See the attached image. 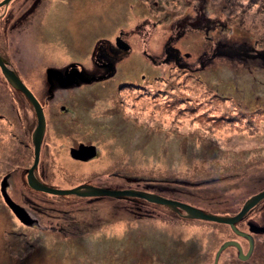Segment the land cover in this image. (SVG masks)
<instances>
[{
    "label": "rangeland",
    "instance_id": "obj_1",
    "mask_svg": "<svg viewBox=\"0 0 264 264\" xmlns=\"http://www.w3.org/2000/svg\"><path fill=\"white\" fill-rule=\"evenodd\" d=\"M24 1L12 0L0 12L17 9ZM40 7L43 12L50 8L46 26L66 31L67 41L60 36L57 39L67 50L55 48L52 55L90 65L88 54L100 38L108 40L123 31L130 35L131 44V51L122 55L112 76L90 85L58 89L48 101L44 69L57 64L37 57L38 48L41 53L49 50L36 41L33 31L38 30L30 25L7 37L10 43L2 50L9 56V67L43 103L46 127L40 153L47 163L46 184L61 188L80 184L111 189L163 188L173 192L167 194L177 193L193 206L217 215L238 212L250 196L264 188V111L260 106L264 102L255 99L259 95L264 99L260 80L264 71L259 66L264 62L259 56L264 51V0H45ZM178 19L210 20L204 21L207 33L188 29L176 42L183 63L192 64L201 52L206 53L201 60H207L216 43L246 50L252 54V62L211 58L200 82L195 80V64L192 68L188 64L185 71L172 68L171 63L164 65L163 43L174 34L169 25L174 26ZM145 53L151 54L156 64ZM245 65H252L255 79L244 70ZM206 76L209 79L205 80ZM227 77L229 89L233 88L227 90L228 96L235 103L237 99L248 102L247 106L213 100L211 92L204 90L223 91ZM61 105L66 113L60 114ZM0 114V163L1 158L6 160L0 165L1 182L5 172L32 164L31 135L36 125L34 109L1 72ZM79 142L94 144L96 155L82 162L73 159L69 148ZM20 185L21 176L14 173L7 192L16 202ZM77 197L51 194L47 199ZM115 200L102 196L85 209L89 215L95 210L106 217L105 240L90 234L60 239L55 262H51L89 264L91 256L105 255L106 264H147L158 253L171 255L173 246L185 249V254L191 242L192 251L182 261L212 264L227 238L240 239L223 223L185 216L187 220L179 224L171 217L173 212L164 218L167 223L157 218L140 219L134 216L139 215L136 212L145 214L153 207L134 198L132 207L123 208L117 206L123 203ZM262 203L251 208L237 226L248 231L249 223H264ZM2 207L0 215L10 219L6 224L0 216V246L3 229L17 231L18 226L14 215ZM10 237L13 242L15 236ZM227 250L218 264H226ZM39 252H33L25 264H49ZM0 264H7L2 253Z\"/></svg>",
    "mask_w": 264,
    "mask_h": 264
},
{
    "label": "flooded vegetation",
    "instance_id": "obj_2",
    "mask_svg": "<svg viewBox=\"0 0 264 264\" xmlns=\"http://www.w3.org/2000/svg\"><path fill=\"white\" fill-rule=\"evenodd\" d=\"M11 1L12 0H10L9 3ZM44 2L45 0H25L21 4V6L18 7L17 9H4L2 12H0V34L3 36L2 38L0 37V55L5 59L6 63L9 64L10 59L8 54L6 55L2 49L3 47H8L7 44L10 43L7 38L10 36L9 34L13 31L23 32L24 30H26L28 26L33 25L32 28L38 30V31L36 30L33 31V33L36 34L38 37L36 41L39 44L42 43L43 45L47 46L50 50V52L48 50L45 53H41L40 49L38 48L37 57L41 58V60L44 63L57 64V65L47 66L44 69L46 81H47L46 69L48 67L53 69L54 72L53 77H56L57 79H64L63 81H70L69 84L71 87H67L65 90L78 87L79 85H90L112 76L116 69V65L121 59L122 55L124 56L125 53L131 51V44L130 41L128 40V37L130 35L126 34V32L124 33L123 31H117L111 39L106 40V38H100L98 43L92 46L88 54L87 63H89L90 65L84 64L83 61L81 62L79 60H70L71 58L65 57L63 55H52L53 50L55 48H61V49L64 48L65 50H67L65 45L62 42L58 41L57 36H60V38L63 39L64 41H67V37L65 30L61 28L56 29V27L52 29L45 25V20L47 17H49L48 12L50 8L46 7V10H44L45 12H43L40 6ZM50 36H51V40H49ZM120 40H122L123 42H121ZM50 41L58 42V44L55 43L52 44ZM126 46L127 48H125ZM48 58H50L51 60H48ZM84 79L87 80V82H85ZM47 83L49 85H52V80L51 82L47 81ZM56 90L58 89L56 88ZM56 90L54 89L53 92L49 93V95L51 96L50 100L54 99ZM47 91H50L48 90V87H47ZM65 111L67 112L66 107L64 105H61L60 114L66 113ZM85 144H89V143H85ZM71 147H75V146H71ZM77 161L82 162L87 160H77ZM152 193H156L167 198L179 200L174 197H168L167 195H162L157 191H154ZM260 201H263L262 210L264 211V197ZM28 202L30 204L33 203L32 201H28ZM83 202L86 203V200ZM83 202L76 200H69V202L67 201V203H71V205L73 206H78L79 207L78 210L85 212L86 209L85 204H81ZM153 204H157V203H153ZM20 205L23 206L22 204ZM45 207H50L52 213L49 215H40V214L31 215L28 213L29 223H22L15 217L18 220V226L16 227L17 232L15 233L18 236L22 237L21 240L24 241L23 244H25V245H22V243L19 244V246H21L19 250L22 249L24 250L26 248L31 247L29 250L25 251L24 253L20 251L18 257H15L16 254H11L10 252L11 250L8 249L9 244L5 242L3 237L4 231L7 228L3 229L1 233V237L3 241L0 246V253L3 254L5 259H7V264H25V262L28 261V259L30 258L31 254L38 250L40 251L39 253L42 254L41 256L47 258L49 264H53L51 262V259L53 260V262H55L54 261L55 253L56 254L58 253V249L56 247L58 240L70 239L72 237H83L87 232V229L90 228V225L98 221V217L73 216L71 215L72 208L70 206L66 204L58 205L57 201H53V203L52 204L50 203L49 206H47L46 204ZM158 207L161 208V206ZM158 207H156L157 211L159 209ZM152 210H154V208H152ZM0 213L2 212L0 211ZM0 216H2L1 218H3V220L5 219V221L7 219H10L8 216L5 215H0ZM258 227L264 228V223H262ZM248 228L250 229V226ZM243 232H245L246 234L239 235L238 233L233 231L234 235L236 237H239L240 239H237L233 236L231 238H227V240H233L237 242L244 255H246L247 252L249 251L250 245H251V251L249 252L248 256L245 259H241L238 256L237 246L233 244L228 245L226 247V249L228 248L229 250V251L227 250L226 264H264V230H259V231L249 230ZM27 245L29 247H26ZM10 246L12 251H16L18 248V247L15 248V244L13 242L10 243ZM57 262L60 263L59 261ZM178 264H182V263L178 262Z\"/></svg>",
    "mask_w": 264,
    "mask_h": 264
},
{
    "label": "trees",
    "instance_id": "obj_3",
    "mask_svg": "<svg viewBox=\"0 0 264 264\" xmlns=\"http://www.w3.org/2000/svg\"><path fill=\"white\" fill-rule=\"evenodd\" d=\"M204 21L205 22H210V20H204ZM204 21H203V23H200L197 19H193V20L188 19V22H186V20H180V19H178L177 21H175L173 23L174 26L172 25V23L169 25V28L171 29V31H174V34L168 35L167 38L165 39L164 43H163V49H162V51H163L162 52L163 53L162 54L163 55V59L161 61H162V63L164 65H168V63H171L172 64L171 67L174 68V69L175 68H178L179 70H183V71H185L187 69V65L190 64V63H188V62H184L183 63L184 56L180 54V49L177 47L176 42L185 35V32L188 31V29L194 30L196 32L205 31L206 30V25H205L206 23ZM205 32L207 33V31H205ZM233 46H235V47H233ZM241 48H243V46H241ZM259 53H260L259 54L260 58L263 60V58H264V51H260ZM208 54H210V55H209V57H208L207 60L206 59L201 60L202 57H203V55H206L205 52H201L192 61V64L193 65L195 64V67L193 68V72L195 73V80H197V82H200L201 81V79H202L201 73L204 72V74H205V68L210 65L209 63L211 61H209V59H211V58H213V59H216V57L227 58V60H229V61H231V60L232 61H236V63H239V64H243L244 62L251 63L252 60H253V58L250 57L252 55L251 53L247 52L244 49L239 50V49H237L236 45L227 44V43H219V44L216 43V44H214L213 47L211 48V50L208 52ZM146 56H147V58L152 63H155L156 64L157 61H155V58H153V56L151 54H148V55L146 54ZM206 62H208V63H206ZM192 64H190L191 68L193 66ZM259 64H260L259 65L260 66V69H262L264 71V62L262 61ZM7 65L9 66V64H7ZM252 65H245L244 66V68H245L244 70H246L250 74H253V77L252 78L255 79L254 72H253L254 70L252 69ZM255 68L256 67H254V69ZM197 73H198V75H197ZM207 78L209 79L208 76H206V78H204V79L207 80ZM227 79L229 80V77H227L225 79V85H224L223 91H219L217 93L213 89H204V90L205 91H208V92H211L210 93V98L212 96H214L213 100L214 99H222V101L230 102L231 105L235 104V105H239V107H241V105L247 106L248 105V102L243 101V100L242 101H239L237 99V103H235V102L232 101L231 97L228 96L227 90L229 92H231L233 88L232 89H229V87H228L229 86V83H228ZM260 80L262 81L261 84H263V86L261 88H264V78H263L262 75H260ZM69 83H70V81H62V80L57 79L56 77H53L52 78V85H49L47 83V81H45L46 91H44V94H45V97L47 98V100L48 101L50 100V97L51 96L49 95V93L53 92L54 89L56 90V88H57V89H63V90H65L67 87H71ZM235 85L238 86L237 84H235ZM235 85H233V87ZM47 87H48V90H50V91H47ZM240 91H242V94H243V89L240 88ZM18 93L26 99L29 107H31L32 105L27 100V98L25 97V95L21 91H19V90H18ZM256 98H258L259 100H262L264 102V99L261 97V95L256 96L255 99ZM39 102H40V104H41V106L43 108V103L40 100H39ZM258 102L259 101H256V103H254V105H257ZM260 106H262L261 109H262V111H264V103H261ZM43 112H44V109H43ZM23 113H24V111H22V114ZM44 116H45V114H44ZM2 117H3V115L0 114V119ZM35 118H36V116H35ZM45 127H46V120H45ZM31 143H32V139H31ZM89 144H91V143H89ZM41 145H42V143H41ZM28 146H29V144H28ZM32 148H33V144H32ZM4 162H6V160L1 158L0 165H2ZM46 164L47 163L44 161L43 156H41V153H40L39 162H38L37 168L34 171V173L44 183H45V181H44V173L47 170ZM27 169H28L27 166H23V168L21 166H17L15 169H12L13 171L10 170V171L5 172L3 174V177L4 176L6 177L7 182H8L7 188H9L11 186V178H13V174L14 173H17V174H19L21 176V181H22V184L23 185H20L18 187L19 188V190H18L19 191L18 192L19 199H18L17 203L22 204L23 206H25L26 208L25 207L24 208H25L26 211H28L29 214H31V215H35V214H37V215L38 214H40V215H49V214H51L52 213L51 208L50 207H45V206H46V204H47V206H49L50 203L51 204L53 203V201H57L58 202V205L66 204V205H68V206H70L72 208L71 215H73V216H92V217L101 216L100 220H98L95 223H93V224L90 225V228L87 229V232L85 234L86 235L87 234H90L92 236H101L105 240V238H106V232L104 231V227H105V224H106V217H104L101 214H98L97 211H95V210H94V212H92L91 215H89L87 212H86L87 213L86 214L85 212H82V211L78 210L79 209L78 206H73V205H71V203H67V201L69 202V199L68 200H64L62 198L47 199V196H49V195L51 196V194L34 190V189H32V188H30L28 186L27 181H26V171H27ZM100 173L101 174H105V171H101ZM108 174H111V173H108ZM126 188H129V187H126ZM143 190H145V191H152V192L157 191V192L161 193L162 195H167L168 197H174V198H177V199H179V200H181L183 202H186V203H189L191 205H194V204L188 202L187 200H184L183 198L179 197L177 193H176V196L175 195H172L173 192H170V191H168L166 189H163V188H152V187L148 188L147 187V188H143ZM168 192H170L172 194H167ZM0 195H1V193H0ZM101 197L102 196H97V197H77V199H73V200L82 201V202L86 200V202H88V203H94V202H96L95 201L96 199L101 198ZM103 197H109V196H103ZM110 198H112V197H110ZM113 198H115L116 199L115 201L118 202L119 204L122 202L123 205L120 204V205H117V206L123 207V208L132 207L134 205L132 203V200H134V198H137V200H140L139 203L141 205L143 203H146L147 206H150V207H153L154 208V210H152V208L151 209H148L147 213H145V214L144 213H141V212H136L139 215H134V216L137 217V218L140 217V219L141 218H145V219H148V220H153L154 218H157L158 220H160V221H162L164 223H167V221L164 220V218L167 217V215L169 214V212H173V215L171 217H173L174 220H177L179 224H181V222H183L184 220H187V218L184 216V213H182L183 212L182 210L174 211L170 207L163 206V205H159V204H153V203H150L149 201H147L145 199H142V198H139V197L120 196V197H113ZM28 201H32L33 203L30 204ZM259 202H261V201H259ZM1 203L3 204V207L0 206V211H1V207H2V210H5L4 208H6L8 210V212L9 211L11 212V210L4 203L3 199L1 201ZM87 204L85 205L86 209H88L87 207H91L92 206V205L87 206ZM136 205H138V203H136ZM117 206L114 205V207H117ZM158 206H161V208H159ZM156 207L159 208L158 211H157V208ZM149 211L152 212V213H150ZM95 212L97 213V215H95ZM236 212H234L233 214H219V215H234ZM242 219H240V220H242ZM139 221L140 220H138V222ZM210 222H212V221H210ZM215 223H217V222H215ZM237 223H238V221L235 223L236 228L239 229V230H242L240 227L237 226ZM217 224H221V223H217ZM126 225L127 224H125V226ZM225 225L228 226L231 229V226L230 225H228V224H225ZM251 225H255V224L249 223L248 224V227L251 226ZM128 231H129V229H128ZM248 231H249V228H248ZM15 232H17L15 229H13V230L12 229H9V230L6 229L4 231L3 237H4V240L5 241H8V244H9V248L8 249L11 250L10 251L11 254H16L15 256L18 257L19 254H20L19 253L20 251H22L24 253L25 251L29 250L31 247H29L27 245L26 247H29V248H26L24 250L23 249L22 250H19L21 248V246H19V244H21V243H22V245H25V244H23L24 241L21 240L22 237L18 236ZM11 235H14L15 236V237H13V243L15 244V248L18 247L16 251H12L11 246H10L11 240L9 239V237ZM167 235H168V233H167ZM72 238H82V237H72ZM178 238H180V237H178ZM191 244H192L191 242L188 243L189 248H187L188 251L186 253L192 251V249L190 247ZM184 250L185 249L181 250V249L177 248L176 246H173V252H172L171 255H169V253H164V252L158 253V254L154 255L151 258V261L149 263L150 264H178V260L181 259L180 260L181 262H179V263L185 264L184 263L185 261H182L186 257V253L184 254ZM224 251H226V248L224 250H222V252L220 253V256H221V254ZM220 256H219V258H220ZM149 263H147V264H149ZM89 264H106L105 255H99L98 257L91 256L89 258ZM189 264H194V263L191 262ZM196 264H199V261ZM217 264H218V262H217Z\"/></svg>",
    "mask_w": 264,
    "mask_h": 264
},
{
    "label": "water",
    "instance_id": "obj_4",
    "mask_svg": "<svg viewBox=\"0 0 264 264\" xmlns=\"http://www.w3.org/2000/svg\"><path fill=\"white\" fill-rule=\"evenodd\" d=\"M9 1L10 0H1L0 7L8 4ZM120 41L123 42L122 40ZM125 48H127V46ZM0 71L15 89L21 91L25 95L27 100L31 103L36 116V125L31 135L32 144H33V161L30 167H28L26 171V181L30 188L54 195H77L80 197H97V196L139 197L149 202L170 207L176 211L182 210L184 212V216L186 217L228 224L231 226L233 231H235L239 235L246 234L245 232L237 229L235 223L239 221L251 208H253L264 197V189L250 196L242 204L240 210L234 215H217L203 211L202 209L183 201L167 198L156 193L135 189V188L111 189V188L100 187L91 184H80L69 188H61V187L50 186L48 184L43 183L34 174V171L37 168L39 162L40 148H41L43 135L45 132V116H44L43 108L37 97L31 91V89L22 81V79L18 76V74L7 65L5 59L1 55H0ZM53 73L54 72L52 68L48 67L46 69V79L48 82H51L54 75ZM59 80L63 81L64 79H59ZM84 81L87 82V80L85 79ZM69 155L73 159L87 160L96 155V147L93 144H85L81 142L77 146L69 148ZM7 185L8 182L6 177L4 176L0 182V193L4 203L7 205V207L11 210L13 215L19 221H21L22 223H29L28 212L24 209L23 206H21L19 203H17L15 200H13L10 197V195L7 192ZM249 230L259 231V230H264V228L251 225ZM231 244L237 246L238 256L241 259H245L248 256L249 252L251 251V245H250L249 251L247 252L246 255H244L237 242L233 240H226L218 247L217 251L215 252L213 264L217 263L221 251Z\"/></svg>",
    "mask_w": 264,
    "mask_h": 264
},
{
    "label": "bare ground",
    "instance_id": "obj_5",
    "mask_svg": "<svg viewBox=\"0 0 264 264\" xmlns=\"http://www.w3.org/2000/svg\"><path fill=\"white\" fill-rule=\"evenodd\" d=\"M40 157V156H39Z\"/></svg>",
    "mask_w": 264,
    "mask_h": 264
}]
</instances>
